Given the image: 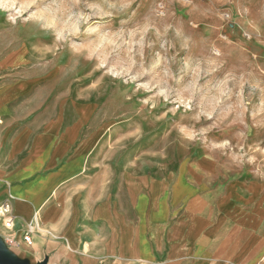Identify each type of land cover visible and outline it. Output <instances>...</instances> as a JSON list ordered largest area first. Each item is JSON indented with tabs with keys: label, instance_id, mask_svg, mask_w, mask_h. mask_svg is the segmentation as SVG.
Wrapping results in <instances>:
<instances>
[{
	"label": "rangeland",
	"instance_id": "rangeland-1",
	"mask_svg": "<svg viewBox=\"0 0 264 264\" xmlns=\"http://www.w3.org/2000/svg\"><path fill=\"white\" fill-rule=\"evenodd\" d=\"M23 49L3 77L35 79L46 115L93 105L84 150L96 139L104 180L169 175L264 206V0H0V57L17 50L0 68Z\"/></svg>",
	"mask_w": 264,
	"mask_h": 264
},
{
	"label": "crops",
	"instance_id": "crops-1",
	"mask_svg": "<svg viewBox=\"0 0 264 264\" xmlns=\"http://www.w3.org/2000/svg\"><path fill=\"white\" fill-rule=\"evenodd\" d=\"M24 59L23 49L20 63L0 68V205L8 202L15 216L7 228L0 215L2 259L21 264H264L263 205L240 202L232 190L212 204L197 188L181 184L184 191H176L169 175L125 170L104 180L93 172L89 156L96 139L84 150L100 131L89 126L93 105L73 100L46 115L47 110H39L40 98L28 96L35 79L21 70L3 77ZM75 104L86 107L78 110ZM35 215L29 244L23 236ZM8 236L15 239L13 245L5 242Z\"/></svg>",
	"mask_w": 264,
	"mask_h": 264
},
{
	"label": "built area",
	"instance_id": "built-area-1",
	"mask_svg": "<svg viewBox=\"0 0 264 264\" xmlns=\"http://www.w3.org/2000/svg\"><path fill=\"white\" fill-rule=\"evenodd\" d=\"M0 215L3 217L4 224L7 228H12L15 216L11 212V207L8 202L0 205ZM37 227V216H34L33 224L30 223L29 229L25 232L23 239L25 242L32 244L33 227ZM15 239L12 236L5 238V242L9 245L14 244Z\"/></svg>",
	"mask_w": 264,
	"mask_h": 264
},
{
	"label": "water",
	"instance_id": "water-1",
	"mask_svg": "<svg viewBox=\"0 0 264 264\" xmlns=\"http://www.w3.org/2000/svg\"><path fill=\"white\" fill-rule=\"evenodd\" d=\"M0 264H21V263H17V262H9V261H7V260H5V259H2V258L0 257Z\"/></svg>",
	"mask_w": 264,
	"mask_h": 264
}]
</instances>
